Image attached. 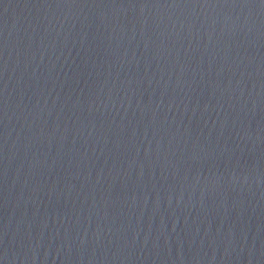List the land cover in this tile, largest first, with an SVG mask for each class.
I'll return each mask as SVG.
<instances>
[{"label":"water","instance_id":"water-1","mask_svg":"<svg viewBox=\"0 0 264 264\" xmlns=\"http://www.w3.org/2000/svg\"><path fill=\"white\" fill-rule=\"evenodd\" d=\"M0 264H264V0H0Z\"/></svg>","mask_w":264,"mask_h":264}]
</instances>
